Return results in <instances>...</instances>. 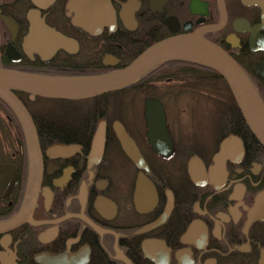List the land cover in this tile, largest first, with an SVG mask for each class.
Masks as SVG:
<instances>
[{
	"label": "flooded vegetation",
	"instance_id": "flooded-vegetation-1",
	"mask_svg": "<svg viewBox=\"0 0 264 264\" xmlns=\"http://www.w3.org/2000/svg\"><path fill=\"white\" fill-rule=\"evenodd\" d=\"M185 25L227 51L264 102V0H0V67L116 69ZM213 78L171 60L113 97L19 94L38 142L29 198L31 153L0 100V223L21 216L0 232V264H264V151Z\"/></svg>",
	"mask_w": 264,
	"mask_h": 264
},
{
	"label": "water",
	"instance_id": "water-1",
	"mask_svg": "<svg viewBox=\"0 0 264 264\" xmlns=\"http://www.w3.org/2000/svg\"><path fill=\"white\" fill-rule=\"evenodd\" d=\"M187 29L189 28L185 27V32L151 44L123 68L95 77H56L0 69V98L21 122L31 153L28 198L36 194L39 186L40 169L37 166L38 160L33 155L37 152L38 142L29 113L14 91L27 92L31 96L82 100L128 87L167 60H187L214 70L223 77L244 122L264 146V105L256 89L234 59L200 34L188 32ZM151 100H146L147 116ZM20 219L21 216H17L0 223V232L18 223Z\"/></svg>",
	"mask_w": 264,
	"mask_h": 264
},
{
	"label": "bare ground",
	"instance_id": "bare-ground-1",
	"mask_svg": "<svg viewBox=\"0 0 264 264\" xmlns=\"http://www.w3.org/2000/svg\"><path fill=\"white\" fill-rule=\"evenodd\" d=\"M259 3V2H258ZM261 6H263V5H261ZM186 27V25L184 26V28ZM193 32H195V33H198V34H200L203 38H205L203 35H202V33H200L199 31H193ZM176 34H181V33H176ZM176 34H174V35H176ZM172 36V35H171ZM168 37H170V36H168ZM167 38V37H166ZM164 39V38H163ZM206 39V38H205ZM162 40V39H161ZM206 40H208V39H206ZM160 41V40H159ZM209 41V40H208ZM211 42V41H210ZM211 43H213V42H211ZM213 44H215V43H213ZM215 45H217V44H215ZM150 46V45H149ZM218 47H220L219 45H217ZM221 48V47H220ZM146 49V48H145ZM144 49V50H145ZM227 55H229L228 53H227V51H225L223 48H221ZM141 53V52H140ZM139 53V54H140ZM138 54V55H139ZM138 55H136V56H138ZM135 56V57H136ZM231 58H232V56L231 55H229ZM134 57V58H135ZM133 58V59H134ZM132 59V60H133ZM233 59V58H232ZM131 60V61H132ZM171 60H176V61H179L180 63H182V64H185V65H194V66H199V64H195V63H192V62H190V61H187V60H181V59H171ZM171 60H167V61H171ZM235 61V60H234ZM130 62V61H129ZM128 62V63H129ZM166 62V61H165ZM127 63V64H128ZM126 65V64H125ZM124 65V66H125ZM124 66H122V67H119V68H116V69H110V70H105V71H101V72H90V73H77V74H68L67 76H56V77H69V78H77V77H95V76H99V75H102V74H105V73H109V72H112V71H115V70H118V69H121V68H123ZM200 67V66H199ZM202 67H205V66H202ZM240 67V66H239ZM0 69H5V70H11V69H6V68H3V67H0ZM205 69H207V70H209V68H207V67H205ZM242 69V68H241ZM12 71H14V70H12ZM212 72L215 74V75H217V77L220 79V81H222L223 82V86H224V89H219V91H220V94L222 95V96H227L228 94H231V91H230V89H229V87H228V84L226 83V81L223 79V77H221V75H219L216 71H214V70H212ZM25 73H31V74H38V75H46V76H55V75H50V74H45V73H38V72H25ZM245 73V72H244ZM247 76V75H246ZM248 77V76H247ZM249 79V78H248ZM198 80V79H197ZM250 80V79H249ZM251 82V81H250ZM253 85V84H252ZM132 87H134V86H132V85H129L128 87H124V88H122V89H119V90H116V91H111V92H109V93H106V94H109L108 96H112L113 97V95L114 94H122V93H125L127 90H129V88H132ZM14 93L16 94V96L18 97V95L19 94H22V93H24V94H28V95H30V97L31 98H33L34 96H31V94L30 93H27V92H15L14 91ZM258 93V92H257ZM36 96V95H35ZM231 96H232V99H233V101H234V103L236 104V102H235V100H234V98H233V95L231 94ZM185 97L186 98H189V100H191L192 102H195L194 101V98L196 97L197 99H199V95L198 96H196L195 94H194V92H193V90H191V89H186V93H185ZM19 98V97H18ZM45 99H50V100H65L64 98H58V97H44ZM94 98H104V94H100V95H97V96H94ZM149 99V98H148ZM212 99V101L210 100V103L211 104H216L217 102H221L220 100H218V99H216V98H211ZM231 99V100H232ZM260 99H261V97H260ZM0 100L6 105V106H8L9 107V105L3 100V99H1L0 98ZM20 100V99H19ZM85 100V99H84ZM198 101H200V100H198ZM261 101H262V99H261ZM20 102H21V100H20ZM21 104L24 106V104L21 102ZM262 104L264 105V102L262 101ZM10 108V107H9ZM24 108L26 109V107L24 106ZM221 108V107H220ZM27 110V109H26ZM239 110V109H238ZM10 111L11 112H13L12 111V109L10 108ZM28 112V111H27ZM240 112V111H239ZM14 113V112H13ZM233 113H234V110H233ZM15 114V113H14ZM241 114V113H240ZM16 115V114H15ZM17 116V115H16ZM242 116V115H241ZM29 117H30V115H29ZM31 118V117H30ZM32 120V119H31ZM242 125V128H244V130H246L248 133H249V136H250V138H251V140L255 143V144H257V146L260 148V149H262L263 151H264V146L263 145H261L260 144V142H259V140L257 139V137L253 134V132L247 127V125H246V123L244 122V123H242L241 124ZM100 130H101V128H99L98 129V133L100 132ZM100 134V133H99ZM97 137H98V140H97ZM94 139H96L97 140V142H94L93 143V145L95 146V147H98V145H101V144H103V142H102V136L101 135H95V137H94ZM241 140L239 137H237V136H235V135H232V136H230V139H227V140H225V141H223V143H222V149L224 150V148L226 147V144H229L230 145V143L233 141V142H235V140ZM232 140V141H231ZM25 141H26V139H25ZM17 217V216H16ZM15 216L13 217V218H16ZM10 219H12V218H10ZM9 220V219H8Z\"/></svg>",
	"mask_w": 264,
	"mask_h": 264
},
{
	"label": "rangeland",
	"instance_id": "rangeland-1",
	"mask_svg": "<svg viewBox=\"0 0 264 264\" xmlns=\"http://www.w3.org/2000/svg\"><path fill=\"white\" fill-rule=\"evenodd\" d=\"M145 78V77H144ZM143 78V79H144ZM143 79H141V80H143ZM217 80L218 82H219V84L221 85V89H224V86H223V82L222 81H220V79L219 78H213L212 80ZM141 80H138L134 85H132V86H135V85H137V83L139 82V81H141ZM259 95V94H258ZM228 97L229 98H231L230 97V95L228 94ZM260 97V96H259ZM200 107H201V105L199 104V102L198 103H192V101H190V100H186V102H185V108H186V111H185V113L186 114H189V115H191V117H193V118H197L198 120H199V123H200V125H201V127L203 128V126H204V124H205V122L204 121H202V117H205V118H207V112H205V111H203V110H200Z\"/></svg>",
	"mask_w": 264,
	"mask_h": 264
},
{
	"label": "trees",
	"instance_id": "trees-1",
	"mask_svg": "<svg viewBox=\"0 0 264 264\" xmlns=\"http://www.w3.org/2000/svg\"><path fill=\"white\" fill-rule=\"evenodd\" d=\"M145 76H146V75H144V76H143L142 78H140L139 80L143 79ZM108 95H109V94H104V97H106V96H108ZM229 95H230V97H231V99H232L231 94H229ZM95 99H101V98H95ZM232 103H233V110H234V113L237 115L238 120H239L240 122L244 123V120H243V118H242V116H241V114H240V112H239V110H238L236 104L234 103L233 99H232Z\"/></svg>",
	"mask_w": 264,
	"mask_h": 264
}]
</instances>
